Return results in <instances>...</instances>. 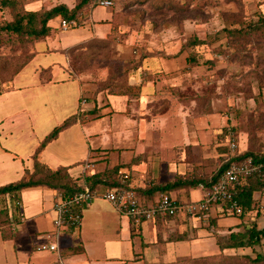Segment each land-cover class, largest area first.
Listing matches in <instances>:
<instances>
[{
    "label": "crops",
    "instance_id": "0c3cea01",
    "mask_svg": "<svg viewBox=\"0 0 264 264\" xmlns=\"http://www.w3.org/2000/svg\"><path fill=\"white\" fill-rule=\"evenodd\" d=\"M1 1L2 26L12 21V12ZM23 1L28 11L50 9L57 4L73 8L78 3V0L71 3L39 0L38 8L31 9ZM108 8H102L101 11L93 4L85 5L78 16L80 23L76 28L78 33H74V36H62L61 32H68L70 27L63 29L61 16L53 18L49 21L50 34L28 45L27 59L21 45H17L21 50L12 57V47L0 45V187L31 175L36 162H39L53 172L61 170L65 181L70 178L81 187L89 185L97 190H105L112 186L114 177L107 179L109 174L106 172L124 162L118 158L111 161V155L120 149L116 146L118 144H102L109 138L112 141V136L102 130L89 129V122L108 116L113 118L116 113L138 115L131 120L136 131L133 135L139 144L149 142L144 131L152 129L148 124L167 128L168 121L160 123L163 117L157 116L159 123L152 122L155 120L153 115L159 109L155 111L154 108L161 107L163 99L172 97L178 100L170 87L184 90L187 78L184 68L188 60L186 52L181 54L180 60L171 59L161 52H150L138 58L139 49L128 47L133 53L129 59L134 66L129 79V93H108L104 104L90 98L88 84L72 69L71 53L75 47L91 40L113 38L118 34L116 28L120 25L119 16L116 18V9ZM9 59L12 64L8 62ZM8 65L12 66V72L6 68ZM173 79L177 83H173ZM192 82L188 81V84ZM83 98H86L85 103L82 102ZM176 102L171 101V105L175 106L170 110L172 115L181 106ZM82 106L84 111L80 112ZM93 115L94 118H90ZM138 117L140 121L143 120L142 123ZM70 118L75 119L43 145L46 137ZM205 123L208 124L207 121ZM118 125L123 124L119 122ZM117 126L111 122V130ZM172 127L178 128L175 124ZM116 130L121 140L124 133ZM169 135L172 134L163 131V136ZM179 135L182 136L179 142L176 141L177 134H173V143L163 139L160 143L163 144V150L159 153L147 147L143 149L137 144L129 156L132 166L123 165L120 169V172H128L132 186L144 190L142 196L148 201H152L158 191L153 189L154 186L166 185L184 176L178 167L180 163L175 148L170 151L169 146L182 145L185 140L193 142L196 139L199 142L201 139L196 125L194 133L189 132L185 138ZM142 136L144 139H140ZM156 138L159 140L160 136ZM164 149L170 157L163 156ZM149 159L150 165H145ZM169 160L177 164L170 168ZM85 163L90 164L87 169L84 168ZM95 174L97 176L90 178ZM250 186L254 198L253 209L243 218H236V215L214 206L205 219H165L157 216L136 222L118 211L111 202L97 197L85 209L82 226L62 233L57 252L40 251L42 240L35 241L34 236L54 230L53 206L63 191L49 183L28 186L18 193L21 206L14 213L15 216L12 214L10 222L0 225L2 239H13L16 248L5 252V259L0 264H182L218 254L253 255L252 248H225L221 251L218 245V235H227L232 230L240 229L243 224L264 228V186ZM206 190L204 184H184L169 192L178 200L190 202L202 199ZM19 230L22 232L17 234ZM75 239L79 241L73 245L77 241ZM208 246L214 250L213 254L212 251L207 254ZM262 249L264 251V246Z\"/></svg>",
    "mask_w": 264,
    "mask_h": 264
},
{
    "label": "rangeland",
    "instance_id": "374dc122",
    "mask_svg": "<svg viewBox=\"0 0 264 264\" xmlns=\"http://www.w3.org/2000/svg\"><path fill=\"white\" fill-rule=\"evenodd\" d=\"M57 1L71 3L74 0ZM25 2L31 9L38 8L39 0ZM96 7L101 11L102 8L109 10L100 5ZM113 8L120 21L116 28L118 34L113 38L91 40L78 45L71 53L72 69L88 84L90 98L96 103L104 104L108 93L129 91L130 70L134 66L129 59L133 53L128 47L139 49L138 58L150 52H161L171 59L180 60L183 52L190 57L191 49L194 52L198 49V54L195 63L187 60L185 64L187 78L184 91L179 94L178 100L169 98L181 106L175 109L177 113L173 115L170 113L171 104L159 107L152 122L159 123L157 116L163 117L160 123L168 121L167 128L160 125V129L159 126L148 124L152 127L144 130L148 143L139 144L133 135L136 131L131 118L138 115L116 113L113 118L108 116L89 122V129L102 130L112 136V141L109 138L102 144H118L116 146L120 149L113 152L115 154L111 155V161L118 158L123 160L124 166L131 167L129 156L137 144L143 149L147 147L159 153L163 150V144H160L163 139L173 143V134H177L176 141L179 142L182 138L179 134L185 138L189 132L194 133L195 125L201 137L199 142L196 139L193 142L185 140L182 145L169 146L170 151L175 148L180 163L178 167L184 175L179 176L182 179L212 180L229 151L228 128L238 135L237 142L243 151L264 154V0H116ZM95 13L98 14V11ZM77 27L79 24L71 26L68 32H61V35L74 36V33H78ZM14 38H8L10 44L19 40V37ZM28 38L24 35L25 40ZM191 41L196 45H189ZM25 53L27 56L26 50ZM8 62L12 64L11 60ZM6 68L12 72V66ZM173 81L177 83L175 79ZM188 81H193L194 86L189 85ZM81 110L84 111L83 106ZM90 118L93 119L94 115ZM112 121L116 126L119 122L123 125L111 130ZM174 124L177 129L172 127ZM116 129L124 133L121 140ZM163 131L172 135L163 136ZM157 136H160L161 142ZM140 139H144V136ZM76 141L79 143L78 139ZM163 156L170 157V154L164 149ZM168 164L172 168L177 163L169 160ZM145 165H150V159ZM46 174L49 173L43 168L42 176ZM234 217L239 218L237 215ZM21 232L19 230L16 233ZM41 235H35V241L39 242ZM75 240L73 245L79 241ZM212 246L215 248L214 244ZM14 250V240L4 241L0 234V261L5 259V252ZM211 251L213 254L214 250L209 247L207 254ZM212 264H220L219 259L212 258ZM239 264L252 263L243 259Z\"/></svg>",
    "mask_w": 264,
    "mask_h": 264
},
{
    "label": "trees",
    "instance_id": "16d2710c",
    "mask_svg": "<svg viewBox=\"0 0 264 264\" xmlns=\"http://www.w3.org/2000/svg\"><path fill=\"white\" fill-rule=\"evenodd\" d=\"M97 0H78V3L75 7L69 8L66 4H57L50 9H41L38 11H28L25 9L24 1L23 0H3L1 1L2 5H8L12 12V21L0 25V45H6L9 47H12L13 54L10 56H16V53H18L21 49L24 48V51H27V56L25 53L26 59L28 58V45L30 43L35 42L36 40L42 39L46 36H48L51 32V27L49 26V21L57 16H61L65 20H74L78 23V16L80 15V12L84 8L85 5L93 4L96 6ZM116 2V0H115ZM115 6V5H114ZM113 6V7H114ZM264 23V20H263ZM24 35L28 39H24ZM14 38L19 37V40L15 43L8 41V38ZM109 38H112L109 37ZM15 39V38H14ZM12 39V41L14 40ZM25 40V41H24ZM21 42H25V45H22ZM15 44V45H14ZM27 45V46H26ZM189 45H196V43L190 42ZM20 49V50H19ZM194 49H191V53L189 54L190 57H188L189 63H195L197 60L196 55L198 54L197 51H193ZM16 51V52H14ZM19 58H22L19 56ZM134 68L130 70L133 71ZM191 86H194L193 82ZM172 94H174L176 97L179 98V94L184 91L180 88H172L170 87ZM128 90H129V82H128ZM170 92V93H171ZM124 93H117V94H125ZM129 93V91L127 92ZM156 104H159V102H155ZM164 103V104H163ZM162 104L166 107L168 105L172 104L170 100H162ZM163 107V106H162ZM161 107V108H162ZM156 107L154 110L156 111ZM160 109V108H159ZM159 109L157 111H159ZM166 109V108H165ZM156 111V112H157ZM83 112V111H80ZM81 115V113H80ZM75 118H70L64 122L61 126L57 127L52 133H50L45 141L43 142V145H45L49 140L55 138L59 132L68 124H70ZM229 134V132H227ZM236 135V134H235ZM238 135H236L237 137ZM239 138V137H238ZM238 143V142H237ZM229 148V144L227 145ZM239 152L237 155L232 156L229 151L225 154L224 163L222 164L221 168L219 169V172L212 178L210 182H205L202 180H186L179 177L174 182L168 183L166 185H158L154 186L153 189L156 191H162L170 194V190L176 188L178 185H184L189 184L191 186H197L199 184L206 185L207 188H210L214 182H216L222 172L233 162L239 161L246 157H253L256 160L264 159V154H258L253 152H246L243 151L238 143ZM123 165H118L114 167L113 169L108 170L109 179L110 177H113V184L111 187H115L121 184L120 176L123 172H120V169ZM43 168L46 169V171L49 174H46L42 176ZM59 171H51L44 167L39 162H36L35 164V170L31 175H28L21 181H18L16 183H10L7 185H4L0 187V225L4 222H10L11 215L14 213H17V209L20 207L17 202L20 201V198L18 197V193L21 192L22 189L32 186V185H38V184H44L49 183L52 186H55L57 188H60L63 193V195H69L72 193H76L79 191L84 190L86 186H79L76 180L70 179L66 180L64 178L63 174ZM97 176V174L91 176L90 178H93ZM104 177V176H103ZM129 183L130 180H129ZM254 184H260L261 186H264V183H262L257 178H249L245 180L242 184L235 187V199L239 202V204L242 206V213L241 214H234L230 213L232 215H237L240 217L246 216L252 209L254 204V198H253V191L252 187L250 185ZM89 186V185H87ZM91 188H94L93 186H90ZM133 188L140 193L142 196V191L140 189H136L134 186ZM157 191V192H158ZM157 194V193H156ZM8 197L10 198V201H8ZM154 198V197H153ZM147 199V198H146ZM148 200V199H147ZM151 200V199H150ZM21 202V201H20ZM228 213V212H226ZM15 216V215H14ZM188 217V216H187ZM173 218L170 216L165 217V219ZM145 218H142L144 220ZM133 220V219H132ZM134 221V220H133ZM241 228L238 230H232L227 235H218V245L221 251H223L225 248H252L253 255L250 254H243V253H235V254H218L210 257H202L199 259H195L192 264H212V258H217L220 261V264H228V263H236L239 264L243 259H247L249 263L252 264H264V251L262 247L264 246V228H258L256 225H248L243 224L240 226Z\"/></svg>",
    "mask_w": 264,
    "mask_h": 264
},
{
    "label": "built area",
    "instance_id": "2783aa9c",
    "mask_svg": "<svg viewBox=\"0 0 264 264\" xmlns=\"http://www.w3.org/2000/svg\"><path fill=\"white\" fill-rule=\"evenodd\" d=\"M113 7L115 0H97L96 6ZM79 23L74 20H62L63 29L76 26ZM83 103L86 98H83ZM229 129V149L232 156L239 152L237 137ZM89 163H85L87 169ZM249 178H257L264 183V159L256 160L253 157H246L230 164L220 175L219 179L207 188L202 199L185 202L178 200L171 194L158 191L152 201L140 195L129 183L130 177L127 172L120 176L121 184L109 187L105 190H97L86 186L84 190L63 195L54 202V230L41 235L40 250L59 251L62 233L68 230L80 228L84 221V211L92 201L103 198L111 202L122 214L130 216L134 221L139 222L142 218L151 220L157 216L170 217H191L205 219L214 206L221 208L223 212L241 214L242 206L235 199V187L242 184ZM17 204L21 206V202Z\"/></svg>",
    "mask_w": 264,
    "mask_h": 264
}]
</instances>
